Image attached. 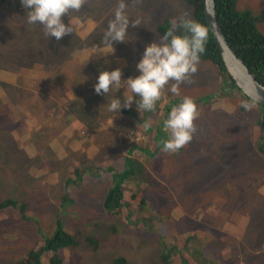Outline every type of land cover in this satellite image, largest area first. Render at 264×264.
Instances as JSON below:
<instances>
[{
    "label": "rangeland",
    "instance_id": "rangeland-1",
    "mask_svg": "<svg viewBox=\"0 0 264 264\" xmlns=\"http://www.w3.org/2000/svg\"><path fill=\"white\" fill-rule=\"evenodd\" d=\"M124 2L130 22L139 23L130 24L126 42L115 43L113 53L106 50L105 31L119 0H83L79 10L62 17L72 33L60 41L28 23L21 0L0 3V202L25 204L28 217L13 211L0 215V264H16L52 233L56 220L76 241L63 251L66 264H117L122 258L124 264H164L163 248L144 227L127 226L104 211L108 168L114 162L123 170L132 143L153 147L150 134L131 118L133 109L127 116L109 112L103 105L116 93L105 98L93 85L101 71L117 67L123 79L138 75L145 46L160 41L157 26L166 18L193 16L185 0ZM236 7L257 17L264 34V0H237ZM13 50L23 51L30 62L7 57ZM170 86L157 101L158 111L137 118L148 114L152 122L157 113L156 120H166L168 115L160 116L165 109L169 114L187 96L198 109L195 132L181 151L138 159L145 160L142 189L151 210L143 217L169 219L180 238L188 231L192 237L203 234L185 258L177 255L169 264H264V152L257 132L264 109L234 87L223 89L210 61L200 60L197 72L179 85V95ZM129 95L125 90L124 98ZM117 96L123 102V89ZM87 158L95 159L100 172L90 171ZM76 169L79 180L73 179ZM69 177L77 182L67 188Z\"/></svg>",
    "mask_w": 264,
    "mask_h": 264
},
{
    "label": "trees",
    "instance_id": "trees-1",
    "mask_svg": "<svg viewBox=\"0 0 264 264\" xmlns=\"http://www.w3.org/2000/svg\"><path fill=\"white\" fill-rule=\"evenodd\" d=\"M7 1L9 2V0H0V3H5ZM185 1L192 10V20L200 22L208 29L204 17V0ZM236 3L237 0H215L219 26L226 41L235 54L245 63L255 79L264 85V34H262L256 26L258 18L254 17L249 10H238ZM261 18L264 21V9L261 11ZM174 21L179 24L180 18L164 19V21L157 26L158 33L162 36L173 26ZM177 31L179 33L182 30L178 28ZM2 53L3 52L0 53V56ZM26 56L27 54L19 50H13L11 54H7V57L23 59L25 60V63L28 61L30 62L31 58ZM201 60L210 61L217 67L221 80L225 85L223 89L234 87L244 95L228 75L220 52L209 29L205 52L201 56ZM10 69L15 73L12 67ZM246 98L250 100L248 97ZM159 104H161L160 101L157 102V110H155V112L160 108ZM254 104L259 106L256 103ZM261 108L264 109V107ZM131 109H133L131 118L136 121L138 126H143L144 123L148 121V114L141 116V118H137L140 117V115H143V110L139 113L136 110L135 104H133ZM168 111L169 108L165 109L160 116L164 118L168 115ZM129 112L130 110L126 109L123 110L121 114L127 116ZM157 116V113H155L154 116L151 115L154 120L151 122L150 127L145 128L143 126L144 132H148L151 136L153 148L147 149L142 147L141 144L132 143L127 151V155L124 156L123 162L125 164L123 170L118 171L114 162L112 166L108 168L112 177L107 185L103 208L109 217L122 218L127 226L136 228L144 227L146 232L154 236L160 243V247L163 248L162 251L164 254L161 253L159 255L160 261L164 264H169L170 260L177 255L179 258H185L184 252L187 251L190 245L197 244L203 234L199 233V237H192L195 233L188 231L184 238H180L169 219L163 221L164 218L159 215H150L149 218L143 217L146 214H150L151 210L149 208V201L145 198L146 191L145 189H142L144 187L143 185L147 182V172L143 164V161L145 160L139 161L138 159H142L141 156L152 158L155 155H158L159 152L162 154L173 153L162 150V141L168 139L169 130L164 126L165 120H156ZM156 122L157 127L155 126ZM257 132L260 134L258 136L260 142L258 145L259 150L264 152V140L262 138V133L264 132V116ZM181 150L182 148L179 151ZM88 160L91 161L87 162V164L92 167L90 171L100 172V168H98L95 159L87 158V161ZM74 176L73 179L79 180L80 174L78 169L75 170ZM71 178L72 177H69L65 180V187L69 188L77 182L76 180L73 181ZM140 181H142V184ZM7 211H13L17 215L19 214L23 219H28L26 205L15 199L10 198L0 202V215ZM161 222H165V230L163 232L159 229ZM168 237L171 238V242H168ZM86 241L96 245V242L90 238H87ZM75 244L76 241L71 233L64 228L62 222L56 220L52 233L44 238L40 237V239L37 240L36 245L30 249L22 259L18 260L16 264H42L44 257L48 258V264H66L63 251ZM260 250L261 249L257 248L256 255H259ZM125 262L126 260L123 258L117 260V264H124Z\"/></svg>",
    "mask_w": 264,
    "mask_h": 264
},
{
    "label": "clouds",
    "instance_id": "clouds-1",
    "mask_svg": "<svg viewBox=\"0 0 264 264\" xmlns=\"http://www.w3.org/2000/svg\"><path fill=\"white\" fill-rule=\"evenodd\" d=\"M82 3L83 0H21L22 6L28 10V23L41 25L45 35L57 41L72 33L71 25L65 24L62 17L71 10H79ZM125 8L124 0H119L114 19L109 22L105 31V47L108 53L114 52L115 43L126 42L130 24L135 27L139 23L130 22ZM178 28L182 30L179 33ZM207 39L208 29L205 25L181 17L179 24L174 21L159 42L154 40L145 46L136 64L138 75L123 79V70L120 67L111 71L104 70L97 76L93 89L97 95L105 98L110 93H116L111 99H106L107 103L103 105L109 112L120 114L133 104L139 113L141 110L152 112L167 85H171L168 89L170 92L179 95V85L190 74L197 72ZM121 89L123 102L117 96ZM125 90L132 93L126 99ZM197 115V105L191 97H183L182 102L172 107L164 121L169 137L162 141V150L177 152L188 144L195 132L194 120ZM143 126L150 127L151 121H146Z\"/></svg>",
    "mask_w": 264,
    "mask_h": 264
},
{
    "label": "water",
    "instance_id": "water-1",
    "mask_svg": "<svg viewBox=\"0 0 264 264\" xmlns=\"http://www.w3.org/2000/svg\"><path fill=\"white\" fill-rule=\"evenodd\" d=\"M204 17L228 75L246 97L264 107V85L255 79L226 41L219 26L215 0H204Z\"/></svg>",
    "mask_w": 264,
    "mask_h": 264
}]
</instances>
